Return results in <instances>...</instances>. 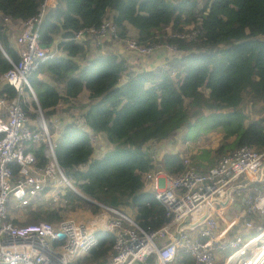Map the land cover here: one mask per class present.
Returning a JSON list of instances; mask_svg holds the SVG:
<instances>
[{"label":"trees","instance_id":"16d2710c","mask_svg":"<svg viewBox=\"0 0 264 264\" xmlns=\"http://www.w3.org/2000/svg\"><path fill=\"white\" fill-rule=\"evenodd\" d=\"M201 1L56 0L39 27L40 44L51 48L60 37L58 46L66 57L47 59L28 76L49 125L59 103L88 92V101L82 106L83 124L92 135L103 132L113 148L90 160L91 135L80 123L71 121L55 142L56 160L85 197L109 207H130L140 226L150 231L160 229L170 218L151 192L142 191L141 173L154 166L148 142L168 138L176 130L184 131L185 141L194 142L221 127L216 152L224 154L241 145L264 150V117L247 121L240 110L247 95L264 103V0H207L200 7ZM44 2L0 0V77L11 68L9 60H18L9 43L10 25L34 17ZM110 12L109 19L121 39L131 27L137 31L140 44L167 43L183 55L167 60V67L141 73L131 70L115 54L95 57L80 67L73 58L83 54L85 43H76L74 34L98 27ZM189 27L197 34L192 41L168 36V31L173 35ZM40 75L49 83L40 80ZM2 91L16 97L8 86ZM32 105L36 110V103ZM23 108L27 111L26 105ZM42 150H33L39 164L44 162ZM205 154L192 156V165L203 169L200 158ZM182 158L180 153H167L160 167L179 173L185 168ZM84 165L86 169L81 170ZM59 201V209H38L24 225L58 222L60 210L87 205L92 213L99 209L69 187ZM96 237L97 245L86 256V263L104 264L114 237L107 231H97Z\"/></svg>","mask_w":264,"mask_h":264},{"label":"built area","instance_id":"2783aa9c","mask_svg":"<svg viewBox=\"0 0 264 264\" xmlns=\"http://www.w3.org/2000/svg\"><path fill=\"white\" fill-rule=\"evenodd\" d=\"M47 9L44 2L34 17L8 30L14 35L18 60L14 63L8 59L11 68L0 77V264H82L97 245V231L111 232L114 237L104 264H152V257L156 264H170L178 250L190 255L189 264H216V251H227L222 264H264V222L249 218L264 214V150L250 145L225 152L206 169H197L190 157L182 155L185 168L179 173L161 168L162 159L150 151L154 166L141 173V181L170 218L156 231L141 227L122 208L96 201L93 203L101 211L90 219L67 217L56 223L43 220L25 225L8 219L11 199L16 207H24L46 188L58 199L63 195L60 182L73 187L56 160V140L28 82V76L41 63L57 57L52 47L42 48L40 44L39 27ZM192 29L173 35L169 31L168 36L189 42L197 36ZM73 39L81 44L90 39L97 45L116 41L145 58L161 49L172 58L183 55L167 43L143 45L137 38L121 39L111 19L76 32ZM3 86L12 88L16 97L4 93ZM25 91L33 96L40 114L33 120L20 102ZM36 145L43 149V164L33 151ZM238 180H244L247 190L241 204L244 215L225 219V211L241 193ZM59 233L64 234L63 239Z\"/></svg>","mask_w":264,"mask_h":264},{"label":"crops","instance_id":"0c3cea01","mask_svg":"<svg viewBox=\"0 0 264 264\" xmlns=\"http://www.w3.org/2000/svg\"><path fill=\"white\" fill-rule=\"evenodd\" d=\"M45 3H46V6L48 7V9L54 8L56 6V0H45ZM112 15H113V13L110 12L108 15V19L110 17H112ZM15 25L18 27L20 24H15ZM10 26H14V25H10ZM8 36H9L10 45L16 50L17 46L15 45L14 35H12L8 32ZM127 38H137V31L131 27H128ZM88 40H90V39H88ZM88 40H86L84 42L85 44H84L83 54L73 58V61L76 64H78L80 67H84V65L89 60H91L95 57L105 56L107 54H115V55L119 56L120 58H122L127 63V66L130 67L131 70L138 72V73H141V72H146V71H150V70L155 69L156 64L157 65L159 64V66H157V67H163L166 64L167 60L172 58V56L169 55L170 53L161 49L157 53H155L153 55V57L151 55V58L146 60L145 57H141V56H138L134 53L127 51L125 49V46L122 43H118V42L112 41V40H106L102 44L97 45L93 40H91L89 42H88ZM86 42H88V43H86ZM58 57H66V55L59 54ZM152 60L154 63L152 62ZM153 64H155L154 67H152ZM39 79L45 83H49V79L46 76L40 75ZM3 87H1V88L3 89ZM87 101H88V92L84 90L79 94V96L76 99L71 100L68 103H59L56 106V108L60 107V104H63L64 107H69V106L71 107L72 105L78 107V104H80V107L82 108V106L85 105ZM63 113H65V112H63ZM79 113H81L79 115L80 117H78ZM83 113H84L83 108L81 110L71 108L67 114L52 115V117L50 119V122H51L50 126L51 127L53 126L56 128L55 132L53 133V137L55 138V140H57L58 137L60 136V133H61L64 125L71 122V121H76L77 123H80L82 126H84L85 130L88 131L91 135L93 151L91 153L90 160H94V159L100 158L105 152L112 149L113 145L108 143V141L106 139V135L103 132H100V133H97L94 135L91 134L90 129L83 124V119L81 117V115ZM33 119H35V117L32 118V120ZM46 122L49 126V123L47 120H46ZM215 132H217L218 135L221 136V134L223 133V129L221 127H219L216 129ZM183 135H184L183 130H176L168 138H165V139H162L159 141L148 142L147 146H149V148H150L149 150L152 153H154L158 159L161 160V159H163V156L167 153H179L173 148L172 142H181L182 151H185V149L189 145H191L190 141H185L183 139ZM157 146H158V149H156ZM39 147L40 146L36 145V146H33L32 148H33V150H37ZM165 147L168 148L169 151L166 152L165 150H163V148H165ZM182 153L183 154H181V155H186L185 152H182ZM86 167H87V165H84V166H80L79 168L81 170H85ZM208 167H210V166H206L203 169H206ZM61 183H63V182H60L59 188L62 191V194H64L66 189L65 190L61 189V187H60ZM237 183L239 184V190L241 191V193L239 195H237L239 197V199H236L235 203L232 204V206L225 211V213H224L225 219H227V218L231 219L232 217L240 215V214L244 215L245 210L243 209V206L241 204H242L243 197L245 196V194L247 192L246 185H245L244 180H238ZM142 191L148 192V189H146L145 187H142ZM59 200H60V197L58 199H54L53 191L50 188H46L33 202H31L30 204H28L27 206H24V207H16L15 202L11 199L8 203V219L10 221H12L13 223H15L16 220L17 221H24L27 218H29L28 220H30L34 216L33 213L36 210H38L39 208L42 209L43 211H53V210L58 209L57 208L58 205L61 207L62 203ZM33 203H35V204H33ZM11 209H13L14 211L16 210V212L12 213ZM27 209H28V211H27ZM30 210H33L32 214H31ZM58 212H60V211H58ZM263 215L264 214L252 215L249 218H251V220L256 221V222H264L263 221ZM241 218L245 219L248 217L242 216ZM28 220H26V221H28ZM24 223H25V221H24ZM24 223L21 222V224H24ZM230 237H232V234L228 235V238H230ZM226 255H227V251H216V254H215L216 264H222ZM190 259L191 258H190L189 254L185 253L182 250H178V254H177L176 258L170 264H189ZM150 262L152 264H156V259L154 257H152V258H150ZM86 264H90V263H86ZM134 264H138V263H134Z\"/></svg>","mask_w":264,"mask_h":264},{"label":"rangeland","instance_id":"374dc122","mask_svg":"<svg viewBox=\"0 0 264 264\" xmlns=\"http://www.w3.org/2000/svg\"><path fill=\"white\" fill-rule=\"evenodd\" d=\"M170 1L172 3H176L179 0H170ZM206 1L207 0H202L200 2V7H202L205 4ZM60 41H61V38L60 37H57L55 39V44L52 47V50L54 51V54L57 57H58L59 54L66 55V53L64 51H62L61 48L58 46V44L60 43ZM89 41H91V40H88V42ZM88 42H86V43H88ZM152 57H153V55H152ZM150 58H151V56L150 57H147L146 60L147 59H150ZM152 62H153V60H152ZM154 66H155V64L152 65V67H154ZM157 66H159V64L158 65L156 64L155 68ZM20 102H21L22 105H26L27 106V112L29 113V115H35V118L37 116H40L41 112L39 114V111H37V109L35 110L34 107H33V105H32V103L34 102V98H33V96L31 95V93L29 91H25L24 92V94L20 98ZM71 108L77 109V110H81L82 109L80 107V104H78V107H76L74 105H72L71 107L70 106L69 107H64L63 104H60V107H57L55 109L56 115L57 114H59V115H61V114H67ZM240 110L244 113V115H246V120L247 121L259 119L260 117H264V103H258V102L253 101V99H252V97L250 95H247L245 97L244 101L240 105ZM63 112H65V113H63ZM80 114L81 113L78 114V117H80L79 116ZM29 118L32 119V117H30V116H29ZM48 128H49L50 134L53 136V133L55 132L56 128L53 127V126L51 127L50 125H49ZM215 131L216 130L211 131L207 135L198 138L194 142L190 141L191 142V145H189L185 149V151H182V149H181L182 148L181 142H172V146L180 154H183L182 152H185L186 153L185 156L190 157V159L194 155H200L201 152H205L206 153L205 154L206 156L201 157L200 158V161H201L203 167L209 166V165L213 164L220 155H222V153L216 152V148L220 144L221 140H220V135H218V133L215 132ZM148 148H149V146H148ZM156 149H158V146L156 147ZM163 150H165L166 152L169 151V149L166 148V147L163 148ZM60 187H61L62 190H65L67 187H69L70 189H72L71 186H68V185H66L64 183H61V186ZM83 199L86 200L85 198H83ZM237 199H239V197H237ZM86 201L89 202L88 200H86ZM91 203H93V202H91ZM33 204H35V203H33ZM57 208L59 209L60 206L58 205ZM122 209H123V211H125V212H127L129 214H133V210L130 207H122ZM27 211H28V209H27ZM32 211L33 210H30L31 214L33 213ZM100 211L101 210L98 209V211L96 213H99ZM11 212L14 213V212H16V210L14 211L13 209H11ZM60 212H61L60 213L61 219L67 218V217H72V218H75V219L85 220V219H90L95 214V213H92V211L90 210V206H88V205L87 206L78 207V208H76L74 210H60ZM28 219L29 218H27L26 220H28ZM26 220H24V221L26 222ZM24 221H17L16 220L15 221V224H17V225H24V224H21V222L24 223ZM52 223H56V222H52ZM82 264H86V262H84ZM90 264H95V263L92 262Z\"/></svg>","mask_w":264,"mask_h":264},{"label":"water","instance_id":"95a60500","mask_svg":"<svg viewBox=\"0 0 264 264\" xmlns=\"http://www.w3.org/2000/svg\"><path fill=\"white\" fill-rule=\"evenodd\" d=\"M34 95V94H33ZM35 97V96H34ZM36 99V98H35ZM36 103V102H35ZM72 190L75 191L79 196L85 198L86 200H88L89 202H92L89 198L85 197L82 193H80L78 190H76L74 187H72ZM59 238L63 239L64 238V234L59 233Z\"/></svg>","mask_w":264,"mask_h":264}]
</instances>
